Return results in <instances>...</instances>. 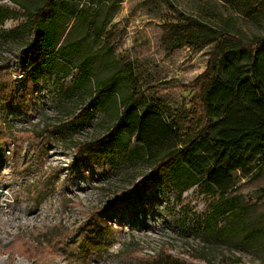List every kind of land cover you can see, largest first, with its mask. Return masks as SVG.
I'll return each instance as SVG.
<instances>
[{
	"label": "rangeland",
	"instance_id": "1",
	"mask_svg": "<svg viewBox=\"0 0 264 264\" xmlns=\"http://www.w3.org/2000/svg\"><path fill=\"white\" fill-rule=\"evenodd\" d=\"M46 1L0 0V6L33 11ZM54 3L69 10L54 12L58 47L75 45L70 64L86 61L89 80L62 94L63 65L31 58L34 32L26 26L13 32L21 20L0 27V264H261L264 167L239 175L229 195L243 208L239 224L208 236L197 221L208 200L189 191L184 203L192 211L185 214L166 189L148 185L143 193L142 182L156 171L81 151L110 129L111 117L95 108L88 120L78 117L94 87L115 77L117 97L141 92L187 116L196 95L190 85L206 69L215 42L170 51L171 27L205 24L249 42L264 36V18H244L218 0ZM91 21L104 30L99 41L87 35Z\"/></svg>",
	"mask_w": 264,
	"mask_h": 264
},
{
	"label": "trees",
	"instance_id": "2",
	"mask_svg": "<svg viewBox=\"0 0 264 264\" xmlns=\"http://www.w3.org/2000/svg\"><path fill=\"white\" fill-rule=\"evenodd\" d=\"M218 1L244 18H264V0ZM56 9L69 13L66 4L57 5L54 0L33 11L19 5L0 6V27L21 20L13 32L25 26L34 32L28 46L36 56L32 52L31 58H43L45 65H63L66 73L60 89L66 95L82 88L89 74L86 61L70 64L75 53L73 43L58 47ZM86 13L83 10L79 15L85 17ZM86 32L95 41L105 35L93 21ZM167 40L170 51L215 42L206 69L190 85L196 94L194 109L183 116L141 92L117 97L116 77L103 80L94 87L89 106L78 120H88L90 108H95L102 109L113 124L81 151L119 166L144 163L156 171V177L142 182V192H147L148 185L166 189L174 194L175 206H182L185 214L192 209L184 203V196L194 190L209 201V210L197 216L199 226L206 235L217 237L237 226L242 216L243 208L229 198L238 176L248 177L264 167V36L245 42L227 29L176 24ZM262 192L264 195V189Z\"/></svg>",
	"mask_w": 264,
	"mask_h": 264
}]
</instances>
